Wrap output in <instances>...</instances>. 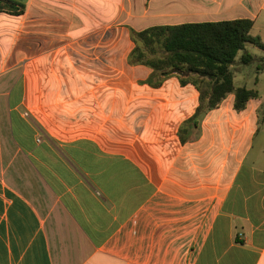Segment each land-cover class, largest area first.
<instances>
[{
	"label": "crops",
	"instance_id": "obj_1",
	"mask_svg": "<svg viewBox=\"0 0 264 264\" xmlns=\"http://www.w3.org/2000/svg\"><path fill=\"white\" fill-rule=\"evenodd\" d=\"M16 1L0 13V264H264L262 95L238 111L230 93L195 126L194 84L145 82L132 44L120 59L121 37L156 25L251 18L264 42V0ZM50 56L70 69L45 83L83 135L41 133L26 110L27 69ZM121 66L141 92L120 93Z\"/></svg>",
	"mask_w": 264,
	"mask_h": 264
},
{
	"label": "trees",
	"instance_id": "obj_2",
	"mask_svg": "<svg viewBox=\"0 0 264 264\" xmlns=\"http://www.w3.org/2000/svg\"><path fill=\"white\" fill-rule=\"evenodd\" d=\"M2 12L23 14L25 4L16 0H0ZM253 25L254 20L251 18H236L132 30L135 46L129 55V62L147 65L156 74L163 75L158 80H154V75L145 80L152 86L161 85L170 71L191 73V77L182 78L181 83L184 85L190 81L199 90V106L190 118L197 126L203 115L218 107L230 93L235 95L234 107L238 111L245 109L250 99L260 96L258 88L235 83L232 67L241 50H244L241 56L243 62L249 63L255 59L246 50L248 43L264 50L261 37L251 34ZM161 51L163 54L158 55ZM180 135L185 142V136Z\"/></svg>",
	"mask_w": 264,
	"mask_h": 264
},
{
	"label": "rangeland",
	"instance_id": "obj_3",
	"mask_svg": "<svg viewBox=\"0 0 264 264\" xmlns=\"http://www.w3.org/2000/svg\"><path fill=\"white\" fill-rule=\"evenodd\" d=\"M120 50L122 51L120 53V59H123L124 52L130 48V44H132V47L135 46L134 38H128V37H121L120 38ZM248 52L253 54L255 56V59L249 63H245L241 60V56L244 53V50H241L237 57L236 61L233 64L234 67V73L236 75V84L240 85H247L249 87H256L260 91V94L262 95V99L264 100V61L262 60V57L264 55V50L260 48L257 45L249 44ZM148 56H153L152 53H147ZM163 52H159L158 55H162ZM50 61V62H49ZM40 62V61H39ZM35 63L33 67H29L27 69V80H28V88H29V95H28V108L26 107V110H28V113L31 115L32 118L37 120L40 124V132H54L55 134H59L62 137L65 138H71L78 135H83L84 132H82L83 124H84V116H79V112L76 111V114H72L70 116H64V111L62 109V103L61 101L53 102V97L55 93H57L58 86L57 85H51L46 84V78L47 77H56L60 80L56 79V82L59 84L61 82V79L63 75H65L66 71L70 68H64L62 64H55L52 63V56L49 58H43L41 63ZM129 62V61H128ZM130 65H139V64H132L129 62ZM121 65V62H120ZM54 67V68H53ZM72 71H75L77 74V70H74L71 68ZM53 71H57L56 75L53 74ZM59 71V72H58ZM119 73L121 77L125 76V82H128V84L125 85V87H121L122 90H119L123 92H133L138 93L141 92L139 90L141 87H139L137 84L133 86L132 80L136 82V77L139 75H144V73L140 72H133L130 68H125L124 66H121L119 69ZM83 75V74H82ZM146 75V74H145ZM144 75V76H145ZM154 75V80H158V78L163 76L161 73L154 72L152 70L151 73H149V77ZM191 73H184L181 71H170L167 73L164 77V79L175 77L177 78L180 83L181 79H189L191 77ZM84 76V75H83ZM66 78V77H65ZM38 82V88L42 92L40 95V99L37 100L34 97L31 98L32 93L31 91L36 87ZM182 84V83H181ZM193 84L192 82H188L184 85ZM183 85V84H182ZM60 86V85H59ZM67 86V85H65ZM102 86V85H99ZM64 87V86H63ZM102 88V87H101ZM100 88V90H101ZM124 88V89H123ZM68 89V87L66 88ZM104 90V89H103ZM102 91V90H101ZM64 92V91H63ZM18 96V95H17ZM16 96V97H17ZM54 107L55 110V116H48L47 112H49L50 108ZM49 110V111H48ZM263 113H264V106H263ZM39 114V116L37 115ZM68 114V113H67ZM39 120H38V118ZM128 120L133 122V118L128 117ZM142 121V118H141ZM81 124V125H79ZM43 128V129H42ZM41 129L43 131H41ZM49 129V130H48ZM45 130V131H44ZM264 138V124L262 125L260 134L257 138V142L262 141Z\"/></svg>",
	"mask_w": 264,
	"mask_h": 264
}]
</instances>
